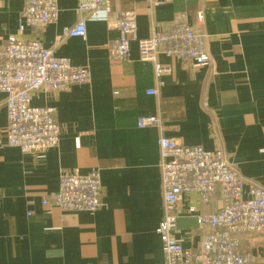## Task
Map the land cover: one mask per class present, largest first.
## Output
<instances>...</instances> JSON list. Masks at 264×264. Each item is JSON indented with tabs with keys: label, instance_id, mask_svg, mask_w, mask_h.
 I'll return each mask as SVG.
<instances>
[{
	"label": "crops",
	"instance_id": "obj_1",
	"mask_svg": "<svg viewBox=\"0 0 264 264\" xmlns=\"http://www.w3.org/2000/svg\"><path fill=\"white\" fill-rule=\"evenodd\" d=\"M25 0H0V47L18 33ZM56 23L25 38L91 73L87 85L61 92L39 90L32 106L57 110L60 144L23 154L0 146V264H165L158 228L164 216L160 169L161 137L186 146L223 151L237 173L264 188V0H115L117 12L134 11L138 36L149 38L177 21L207 36L209 64L157 57L167 68L156 77L154 64L140 59L137 41L127 60L111 57L120 32L105 10L86 15V38L61 39L77 24L78 0H58ZM203 21L199 23L198 15ZM151 92H156L151 95ZM6 96L0 93V103ZM158 117L160 127L138 122ZM8 115L0 109V141ZM99 168L102 206L95 213L46 207L64 172L87 174ZM198 214L223 207L218 194L209 204L183 195L176 237L198 253L205 230ZM241 250L259 258L264 233L241 237Z\"/></svg>",
	"mask_w": 264,
	"mask_h": 264
},
{
	"label": "built area",
	"instance_id": "obj_2",
	"mask_svg": "<svg viewBox=\"0 0 264 264\" xmlns=\"http://www.w3.org/2000/svg\"><path fill=\"white\" fill-rule=\"evenodd\" d=\"M113 1L78 0L80 18L75 26L63 29L61 39L86 38V15L103 9L111 27L120 32L111 48L113 59L127 60L130 42L137 41L140 59L154 64L158 78L167 70L158 63L159 55L201 66L210 63L207 36L187 22L177 21L164 31L140 39L136 13L117 12L113 20ZM60 11L58 0H25L18 33L10 35L0 47V93L6 96L0 109L5 107L8 115L6 141H0V146L16 148L23 154L57 148L61 137L57 110L51 106H32V94L39 90L61 92L87 85L91 80L88 68L73 66L69 59L58 57L38 37H24L27 30L39 32L56 23ZM203 19L199 14V23ZM161 123L158 117H147L138 126L160 127ZM158 144L164 196V216L158 234L165 264H264V254L256 258L241 250L242 236L264 233V188L244 180L221 150L186 146L167 137H161ZM218 192L223 199L218 212L198 214L194 206L189 209L190 215L197 214L198 227L205 230L200 250L194 253L176 237L180 199L195 194L201 203L209 204ZM43 205L68 212L95 213L102 206L100 169L92 168L87 174L62 173L58 192L44 197Z\"/></svg>",
	"mask_w": 264,
	"mask_h": 264
}]
</instances>
